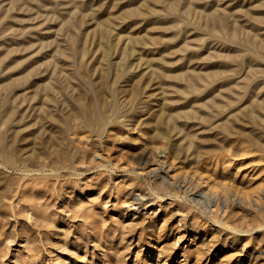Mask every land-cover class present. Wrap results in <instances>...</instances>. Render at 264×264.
I'll return each instance as SVG.
<instances>
[{
  "label": "rangeland",
  "instance_id": "374dc122",
  "mask_svg": "<svg viewBox=\"0 0 264 264\" xmlns=\"http://www.w3.org/2000/svg\"><path fill=\"white\" fill-rule=\"evenodd\" d=\"M261 196L264 0H0L3 264H264Z\"/></svg>",
  "mask_w": 264,
  "mask_h": 264
},
{
  "label": "bare ground",
  "instance_id": "6f19581e",
  "mask_svg": "<svg viewBox=\"0 0 264 264\" xmlns=\"http://www.w3.org/2000/svg\"><path fill=\"white\" fill-rule=\"evenodd\" d=\"M261 199H262V196L260 197L259 200L252 201V204H254L259 209H261L263 211V214H264V207H261L262 204H260ZM248 202L250 203V200H248ZM13 203H14V200H11L10 204H12L13 210L17 209V208H23L24 207V205L19 206V204L17 206H14ZM31 218H32V214L30 212L26 211L25 220L28 222ZM258 228H259V230H261V229L264 230V221L258 225ZM230 230L233 232H236V233L240 232V233H238V235L244 234V233H248L249 235H253V234L257 233L256 228H250V229L245 230V231H238L234 228H230ZM245 236H247V235H245ZM17 243H18V241L15 238H11V237L1 238L0 237V263L1 264L5 263V261H3V259L6 256V253L11 252V246L16 245Z\"/></svg>",
  "mask_w": 264,
  "mask_h": 264
}]
</instances>
